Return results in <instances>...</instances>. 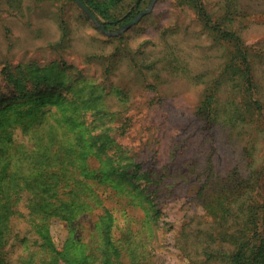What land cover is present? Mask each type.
Listing matches in <instances>:
<instances>
[{"label":"rangeland","instance_id":"1","mask_svg":"<svg viewBox=\"0 0 264 264\" xmlns=\"http://www.w3.org/2000/svg\"><path fill=\"white\" fill-rule=\"evenodd\" d=\"M137 1L85 0L93 21L76 0H0V117L26 146L75 119L82 147L129 165L111 177L131 194L116 211L120 224L135 220L128 264H224L205 249L207 208L235 180L262 173L264 183V141L250 163L234 124L246 95L223 77L232 49L222 37L227 29L250 50L264 97V0ZM94 220H53L57 247L87 243Z\"/></svg>","mask_w":264,"mask_h":264},{"label":"trees","instance_id":"2","mask_svg":"<svg viewBox=\"0 0 264 264\" xmlns=\"http://www.w3.org/2000/svg\"><path fill=\"white\" fill-rule=\"evenodd\" d=\"M101 25L106 29V23ZM222 40L232 49L223 77L233 79L246 95L234 113V124L239 126L247 160L255 164L259 142L264 141V97L255 76L253 55L242 39L227 29ZM231 72L233 78L229 77ZM211 118L217 121L215 114ZM10 119L0 117V264H128L126 254L133 237L130 224L135 220L127 217L130 219L120 224L116 211L122 208L125 212L132 205L128 199L131 194L111 177L129 175V165L114 164L109 159L104 162L92 147H82L85 140L73 127L75 119L63 116L29 146L13 139ZM115 150L117 147L110 148L112 154ZM262 177L259 173L235 180L233 193L216 197L207 208L212 228L204 244L212 260L264 264ZM116 198V206H106ZM149 205L151 220L157 225L159 210L152 201ZM96 211L98 214L93 215ZM91 216H95L91 240L85 243L72 236L62 249L57 247L51 232L53 220L82 228Z\"/></svg>","mask_w":264,"mask_h":264},{"label":"water","instance_id":"3","mask_svg":"<svg viewBox=\"0 0 264 264\" xmlns=\"http://www.w3.org/2000/svg\"><path fill=\"white\" fill-rule=\"evenodd\" d=\"M76 2H77V4L81 7L82 10H84L85 12L88 13V10L86 9V6L83 4V2H82L81 0H76ZM88 14H89V16L91 17V19H92L93 21H95V17H94L92 14H90V13H88ZM140 17H141V16H138V17L135 18L132 22H130L129 24H127V25L124 27V30L127 29V28H129L130 26L136 24L137 21L140 19Z\"/></svg>","mask_w":264,"mask_h":264}]
</instances>
